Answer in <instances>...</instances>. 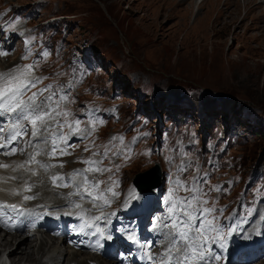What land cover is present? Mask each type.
I'll list each match as a JSON object with an SVG mask.
<instances>
[{
	"label": "rangeland",
	"instance_id": "374dc122",
	"mask_svg": "<svg viewBox=\"0 0 264 264\" xmlns=\"http://www.w3.org/2000/svg\"><path fill=\"white\" fill-rule=\"evenodd\" d=\"M199 2L0 0V13L15 14L12 30L3 31L8 58L15 62L3 68L1 59L0 72L18 65V59L25 63L22 57L33 31L22 36L18 32L25 25L22 20H30L29 30L53 33V42L65 47L62 58L72 73H56L63 69L60 56H53L46 66L48 72L56 73L52 79L57 85H52L65 86L69 100L74 101L65 107L82 121V128L90 127V112L103 121L88 139L72 136L79 139L71 142L76 147H68L71 154L56 160L64 167L43 171L45 175L84 169L81 160L103 159L101 167L112 171L98 178L107 181L111 176L118 181L114 188L118 196L108 198L119 208L120 194L130 192L138 175L158 166L163 190L157 196H144L143 201L154 205L158 197L160 208L151 211L153 222L147 228L158 222L161 213L167 215L169 205L164 200L174 179L191 183L201 177L208 206L217 210L213 215L219 217L225 232L236 229L227 243L246 233V240L257 234L264 238V220H258L264 217V6L249 15L247 8L255 0H205L201 6ZM44 71L38 66L35 75L41 77ZM141 132L147 139L140 144ZM112 137H123V143ZM86 146L90 151H85ZM106 149L108 155L103 157ZM93 152L101 155L93 156ZM39 159L48 160L46 156ZM181 166L185 167L182 173ZM45 181L52 191L51 181ZM217 187L220 192L215 191ZM138 218L133 207L116 222L133 228ZM222 243L224 248L215 249L224 264H264L258 258L264 247L256 248L253 256L250 252L242 256ZM44 245L45 250L56 248L51 241ZM167 247L162 242L160 254ZM231 252H237L232 260ZM11 258L12 264L25 261L20 255ZM5 261L10 263L1 259L2 264Z\"/></svg>",
	"mask_w": 264,
	"mask_h": 264
},
{
	"label": "snow or ice",
	"instance_id": "6c2138e0",
	"mask_svg": "<svg viewBox=\"0 0 264 264\" xmlns=\"http://www.w3.org/2000/svg\"><path fill=\"white\" fill-rule=\"evenodd\" d=\"M26 43H31V41H26ZM8 55V52L0 51V57ZM30 55L31 50L28 49L22 59L27 60ZM47 55V52L43 53L44 57ZM38 65L39 61H34L13 66L6 72H0V118L8 117L11 121L0 124V133H6V135H0V149L4 150L0 152V155L12 156L18 151L22 155L25 154L26 148L19 147L25 136L29 137L25 142L27 148L32 149L27 152V159L23 162L14 164L0 162V169H10L14 173L22 171L31 176L37 175L35 168L47 173L52 168L64 167L62 163L41 162L37 157L46 156L51 160L58 156L70 155L68 147H76V145H68V140L72 136L78 135L88 139L94 134L97 125L103 124V121L98 120L93 112H90L87 122L90 127L82 128V121L75 118L73 113L65 107L66 103H74L69 100L65 86L46 84L40 87L48 77L35 75ZM71 86L69 84L67 87L71 88ZM112 140H119L121 144L123 143V137H112ZM14 144L15 147H13ZM85 151H90V149L86 146ZM97 155L101 154L93 152V156ZM107 155L108 149L103 153V157ZM125 158H130V149ZM80 162L86 167L70 173L67 182H65V177L59 174L51 175L50 181L53 187L73 188L69 197L65 199L78 196L83 201L85 197H88L90 199L87 202L98 210L102 205H109L110 199L107 194L110 193L112 197L118 196V193L114 191V188L119 186L118 181L111 176L107 181L99 179L98 176L110 173L112 169L101 167L103 159H86ZM116 170L119 171V166ZM178 171L184 172L185 167L181 166ZM20 178L23 179V177ZM15 179H17L15 176L0 179V183L6 184L8 180ZM201 179L203 178L195 177L191 183L179 178L172 181V187L164 200V203L169 205L167 215L158 217V222L152 224V228L158 231V234L163 237L162 242H166L168 247L159 257H153L150 251L145 252L147 259L153 264H209V259L219 261L220 257L214 255L211 244L218 243L220 248H224L221 241L236 229L230 227L225 232V228L220 225L219 217L213 215L217 211L215 206H208L209 201L205 198L208 193L201 187ZM101 185L105 187L101 188ZM32 187L33 185H29L25 180L22 191L30 192ZM0 191H5V189H0ZM181 191L188 195L180 196ZM215 191L220 192L221 189L217 187ZM7 194L18 196L21 195V190L12 188ZM35 198L29 195L23 196L24 201ZM72 206L83 212L81 203L72 202ZM252 211V209L248 210L249 215ZM9 213L13 215L10 216ZM219 213L223 215L224 209L221 208ZM35 214L32 210L23 209L21 205L0 201V224L5 227H10L8 221L12 220L13 216H33ZM102 216L103 213L100 216L90 217L84 221L85 226L92 227V224L100 220ZM96 232L103 236V230L99 227L96 228Z\"/></svg>",
	"mask_w": 264,
	"mask_h": 264
},
{
	"label": "bare ground",
	"instance_id": "6f19581e",
	"mask_svg": "<svg viewBox=\"0 0 264 264\" xmlns=\"http://www.w3.org/2000/svg\"><path fill=\"white\" fill-rule=\"evenodd\" d=\"M204 1L205 0H202V1L200 0L199 5L201 6L204 3ZM233 1L236 2V0H233ZM263 6H264V0H255V2L253 3V7L247 8V14L249 13V15H250L252 13V9L253 10L261 9ZM83 11H85V10H83ZM3 65L6 67L12 66L10 62H5ZM72 138L76 140L78 137H72ZM10 164H14V163L11 162ZM16 173L17 172L14 173L10 169H8V170L0 169V179L15 176V177H17V179H15V181H17V180H19L21 173H19V172L17 174ZM41 180H43V179H39L38 182H40ZM15 181L8 180V182L6 184L0 183V189H5V191H0V198L1 199L15 198V195L7 194L9 190H11L12 188H16L15 184L13 183ZM67 181L68 180H66L65 182H67ZM35 188H36V186H34V189ZM68 192L66 194H64V198L69 197ZM44 194L47 195L46 191L44 192ZM51 196L52 197L55 196L54 192L50 195V197ZM57 197L61 200V198H60L61 196H57ZM78 198H80V197L71 196L69 199H67L68 200L67 203H65V201H63L62 203L67 207H72V209L74 211L77 210L81 214H88L90 217L100 216V215H93V211L98 210L97 208H94L91 205L87 204L84 200L83 201L78 200ZM72 202L81 203L83 206V212L81 209H77V208L73 207ZM54 203H58V202L55 201ZM104 217H106V219L108 218L107 212L103 213V216L100 220L95 221L93 223V225L91 227V229L93 228L92 232L94 231V227H95L94 225L95 224L102 223L103 221H106V219ZM84 219H88V218H84ZM2 233H4V235H2ZM23 235H24V231H18L17 234H13V233H10V232L4 230L2 228V226H0V264H2L1 263L2 258H5L8 262H10L9 264H12L11 256H13V255H20V259L25 258V261H23V259H22V262H20V264H26L25 262H27L28 264H91V263H93V264H119L116 260H111V262H104V261L100 262V259L97 258V252H96L97 246L100 244V241H98V243L94 247L91 248L92 255L86 256L82 253H79L76 251H71L68 248H64V249L54 248L52 250H45V245H44L45 239H44V237H41V239H40V238H37L35 236L33 238V236L27 237V236H23ZM246 237H247L246 235L241 236L238 239V244L244 243ZM30 239H32V241H30ZM48 239L52 241V239L50 237H48ZM3 240H5L6 242L4 243ZM26 243L31 244V248H28L29 245H26ZM8 244H12V246L9 247ZM114 244H117V242L114 241ZM153 245H154V249L152 251V254L157 255L158 254L157 242L154 241ZM109 248H111V247H109ZM232 250H237V246H234ZM262 257H264V255H262L261 258ZM13 264H14V261H13ZM209 264H215V263H209Z\"/></svg>",
	"mask_w": 264,
	"mask_h": 264
},
{
	"label": "water",
	"instance_id": "95a60500",
	"mask_svg": "<svg viewBox=\"0 0 264 264\" xmlns=\"http://www.w3.org/2000/svg\"><path fill=\"white\" fill-rule=\"evenodd\" d=\"M134 184L141 192H146L152 188H156L159 184L158 168L155 167L143 174L138 175L134 181Z\"/></svg>",
	"mask_w": 264,
	"mask_h": 264
},
{
	"label": "trees",
	"instance_id": "16d2710c",
	"mask_svg": "<svg viewBox=\"0 0 264 264\" xmlns=\"http://www.w3.org/2000/svg\"><path fill=\"white\" fill-rule=\"evenodd\" d=\"M224 119H227V117L224 116Z\"/></svg>",
	"mask_w": 264,
	"mask_h": 264
}]
</instances>
